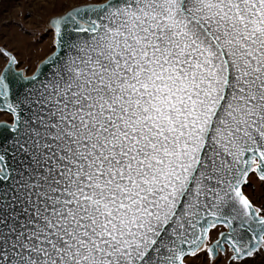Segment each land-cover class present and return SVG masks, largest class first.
I'll return each mask as SVG.
<instances>
[{"label":"snow or ice","instance_id":"6c2138e0","mask_svg":"<svg viewBox=\"0 0 264 264\" xmlns=\"http://www.w3.org/2000/svg\"><path fill=\"white\" fill-rule=\"evenodd\" d=\"M0 68V264H245L264 252V0H60Z\"/></svg>","mask_w":264,"mask_h":264},{"label":"rangeland","instance_id":"374dc122","mask_svg":"<svg viewBox=\"0 0 264 264\" xmlns=\"http://www.w3.org/2000/svg\"><path fill=\"white\" fill-rule=\"evenodd\" d=\"M105 0H93L102 3ZM60 0H0V53L7 50L15 55L22 69L31 74L41 61L53 52V35L48 28V20L57 14ZM79 2V0H74ZM6 58L0 55V68ZM12 116L0 111V122H12ZM247 193L254 204L264 203V181L254 178ZM191 264H210L208 257L200 253L191 257ZM215 264H228L221 253ZM245 264H264V252L256 254Z\"/></svg>","mask_w":264,"mask_h":264},{"label":"water","instance_id":"95a60500","mask_svg":"<svg viewBox=\"0 0 264 264\" xmlns=\"http://www.w3.org/2000/svg\"><path fill=\"white\" fill-rule=\"evenodd\" d=\"M104 2H105V1H104ZM102 3H103V2H102ZM51 54H52V53H51ZM51 54H50V55H51ZM50 55H49V56H50ZM49 56H48V57H49ZM48 57H46L43 61H41L39 65H41L44 61H46ZM39 65H38V66H39ZM3 112H5V111H3ZM6 113H8V112H6ZM8 114H10V115L12 116L11 113H8ZM12 118H13V117H12ZM3 123H5V122H0V124H3ZM7 123H9V122H7Z\"/></svg>","mask_w":264,"mask_h":264}]
</instances>
